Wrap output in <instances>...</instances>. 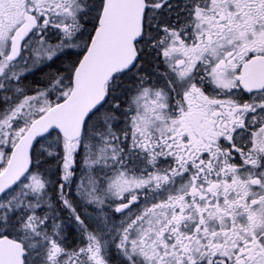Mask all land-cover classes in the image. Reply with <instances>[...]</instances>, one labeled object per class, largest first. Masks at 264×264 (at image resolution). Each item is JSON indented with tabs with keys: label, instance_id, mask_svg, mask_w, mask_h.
I'll return each mask as SVG.
<instances>
[{
	"label": "snow or ice",
	"instance_id": "obj_1",
	"mask_svg": "<svg viewBox=\"0 0 264 264\" xmlns=\"http://www.w3.org/2000/svg\"><path fill=\"white\" fill-rule=\"evenodd\" d=\"M0 264H264V0H0Z\"/></svg>",
	"mask_w": 264,
	"mask_h": 264
}]
</instances>
